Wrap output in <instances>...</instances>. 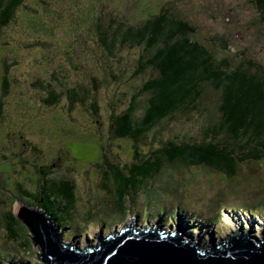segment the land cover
Returning <instances> with one entry per match:
<instances>
[{
    "label": "rangeland",
    "instance_id": "rangeland-1",
    "mask_svg": "<svg viewBox=\"0 0 264 264\" xmlns=\"http://www.w3.org/2000/svg\"><path fill=\"white\" fill-rule=\"evenodd\" d=\"M256 8L254 0H28L0 35V264H43L28 228L16 225V238L6 223V216L22 204L15 198L24 190L35 193L43 173L74 182L77 214L74 224L60 232L64 242L82 249L98 245L100 235L122 231L132 219L138 228L186 229L202 246L212 236L220 243L242 229L247 234L251 226L253 236L262 239L264 161L244 163L236 177L204 167H167L153 183L156 203L138 194L134 202L118 207L101 149L106 147L110 162L121 166L130 164L134 153L130 140L113 135L110 115L125 111L155 73L133 78L141 49L117 48L109 58L97 38L99 25L111 19L140 23L165 9L194 25V38L217 59L226 57L233 66L253 59L264 67V20ZM4 63L10 65V82L2 97ZM53 76L63 96L60 105L47 109L40 89L32 85ZM64 87L88 92V105L70 110ZM92 102L99 107L97 116ZM138 103L136 118L143 114L145 97ZM219 105V93L207 87L198 113L165 121L148 141L153 148L167 140L195 142L219 121ZM150 146L143 142L140 148L147 154ZM160 207L167 210L164 222L154 212ZM85 220L96 224L85 227Z\"/></svg>",
    "mask_w": 264,
    "mask_h": 264
},
{
    "label": "trees",
    "instance_id": "trees-1",
    "mask_svg": "<svg viewBox=\"0 0 264 264\" xmlns=\"http://www.w3.org/2000/svg\"><path fill=\"white\" fill-rule=\"evenodd\" d=\"M27 1L0 0V35L13 23L17 12ZM254 2L264 20V0ZM195 33L194 25L165 9L143 17L140 23L111 19L97 29L100 47L109 58L113 57L117 48L141 49L133 78L142 77L146 72L155 73L140 85L125 111L110 115L113 135L133 143V161L124 166L112 164L107 148L102 146L101 149L107 170L105 178L112 177L120 208L134 202L138 194L156 203L158 191L153 183L167 167H204L236 177L244 163L264 161L263 65L253 59H243L233 66L226 57L217 59L201 41L194 38ZM9 69L10 65L4 63L2 97L8 94ZM41 80L38 78L32 86L42 92L39 94L43 95V107L51 109L60 105L63 92L56 89L57 78L53 76L48 81ZM92 81L96 84L97 80L93 78ZM207 87L219 93V121L207 127L203 136L195 142L167 140L160 142V147L153 148L148 141L149 134L176 115L198 113ZM97 88V85L93 86L94 92ZM64 89L70 110L76 104L88 105V92ZM142 96L145 97L143 114L136 118L138 101ZM89 106L97 116V104L92 102ZM143 142L151 144L147 154L140 148ZM38 185L35 193L24 190L23 196L15 198L16 201L41 209L59 228L74 224L77 214L74 182L48 179L43 173ZM146 209L149 214V205ZM259 211L264 213L262 208ZM154 212L163 222L168 215L165 207L155 208ZM6 220L11 236L15 237V227L22 222L12 212ZM81 224L89 227L96 223L85 220ZM13 253L9 257H13Z\"/></svg>",
    "mask_w": 264,
    "mask_h": 264
},
{
    "label": "water",
    "instance_id": "water-1",
    "mask_svg": "<svg viewBox=\"0 0 264 264\" xmlns=\"http://www.w3.org/2000/svg\"><path fill=\"white\" fill-rule=\"evenodd\" d=\"M15 215L30 231L35 247L39 246L41 259L37 258L43 264H264V232L262 239L254 237L253 226L247 234L242 229L220 243L212 236L210 244L196 242L190 247L193 237L186 230L167 235L161 227L138 228L132 219L122 231L100 235L98 245L82 249L64 242L63 231L41 209L20 205ZM184 234L189 242L181 240Z\"/></svg>",
    "mask_w": 264,
    "mask_h": 264
},
{
    "label": "bare ground",
    "instance_id": "bare-ground-1",
    "mask_svg": "<svg viewBox=\"0 0 264 264\" xmlns=\"http://www.w3.org/2000/svg\"><path fill=\"white\" fill-rule=\"evenodd\" d=\"M165 231H167V230H165ZM169 231L171 232V230H168V231H167V235H168ZM174 232H176V231H173V236H175V233H174ZM180 238H181V240L185 239V240H187L188 242H189V240H190V238L186 237L185 234H184V236H181ZM199 241H200V240H199ZM190 243H191L190 247H193V246H195L194 243H196V240H193V239H192V240H190ZM196 245H198V242L196 243Z\"/></svg>",
    "mask_w": 264,
    "mask_h": 264
}]
</instances>
